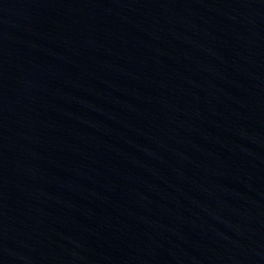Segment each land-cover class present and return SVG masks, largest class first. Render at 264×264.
I'll return each instance as SVG.
<instances>
[{"label":"water","instance_id":"obj_1","mask_svg":"<svg viewBox=\"0 0 264 264\" xmlns=\"http://www.w3.org/2000/svg\"><path fill=\"white\" fill-rule=\"evenodd\" d=\"M0 264H264V0H0Z\"/></svg>","mask_w":264,"mask_h":264}]
</instances>
